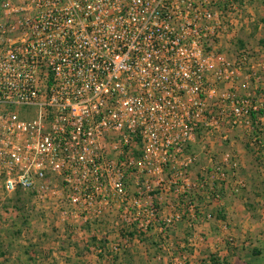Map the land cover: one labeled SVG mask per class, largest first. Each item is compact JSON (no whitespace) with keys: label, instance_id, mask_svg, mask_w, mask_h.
Here are the masks:
<instances>
[{"label":"built area","instance_id":"1","mask_svg":"<svg viewBox=\"0 0 264 264\" xmlns=\"http://www.w3.org/2000/svg\"><path fill=\"white\" fill-rule=\"evenodd\" d=\"M247 9L240 0H9L0 188L52 191L61 221L116 209L135 238L214 219L219 185L238 163L227 150L205 153L195 172L191 147L253 127L260 107L236 93L251 58L227 55Z\"/></svg>","mask_w":264,"mask_h":264},{"label":"rangeland","instance_id":"2","mask_svg":"<svg viewBox=\"0 0 264 264\" xmlns=\"http://www.w3.org/2000/svg\"><path fill=\"white\" fill-rule=\"evenodd\" d=\"M240 1L248 9L244 11V21H239L242 27L237 30L236 42L227 50V55L236 57L246 52L251 58L252 72L248 78L241 73L236 81V93L261 108L264 106V47L259 41L264 39L261 26L264 5L259 0ZM252 9L259 11L258 15L253 16ZM259 121L261 126L256 136L253 127L249 130L227 127L226 132L233 134L230 137L227 134L226 140H221L220 136L218 144L206 140L207 143L191 147L201 165L205 163V153L215 155L227 150L235 155L237 175L219 185L222 199L225 197L222 188L228 192L231 187L230 193L237 189L235 194H242L245 175L254 171L250 165L259 164L257 160L264 161L261 159L264 157V118ZM239 139L248 143L246 149L242 147L243 159L234 149L237 144L234 140H238L240 148L244 144ZM57 199L50 190L41 195L6 194L0 188V253H3L0 264H264L261 263L264 255H252L264 236L258 239L254 232L243 234L228 219L225 222L216 218L196 222L183 220L175 223L164 236L153 228L141 238H135L130 224L121 220L116 209L86 223L73 219L61 221L58 218L61 205ZM222 207L217 209L223 210ZM255 229L258 235H264V228ZM260 246L264 250V241Z\"/></svg>","mask_w":264,"mask_h":264},{"label":"crops","instance_id":"3","mask_svg":"<svg viewBox=\"0 0 264 264\" xmlns=\"http://www.w3.org/2000/svg\"><path fill=\"white\" fill-rule=\"evenodd\" d=\"M259 1L264 5V0H259ZM6 4L9 6V0H0V26H4L5 23L9 20V14H6V11H4ZM258 13L259 11L255 9L251 10V14H253V16L254 14L258 15ZM261 18H263L261 19V21L264 20V17L261 16ZM227 134L230 137V135H232L233 133L230 134V132H228ZM236 134L238 133H235V135ZM206 140L207 141L213 140L215 141V143L217 141L218 144L219 137L217 135H215V137L205 135L201 144L207 143ZM239 140L241 142L244 141L243 142L244 144H242L240 148L238 144L239 143L238 140H234L237 143L234 145V149L236 150L239 158L243 159V149L244 148L246 149L248 147V143L246 140H241V139ZM261 159L264 160V157H262ZM204 161L206 162V157ZM257 162L259 164L252 163V165H250L251 168L254 170L252 171L253 173L245 175L246 176L245 190L242 194L241 193H239V195L235 194L237 192V189L233 191L235 193H230V191L233 190V188L231 187L229 188L230 190H228V192L227 190H225V188L224 189L222 188V190H224L223 194H225V197H223L220 206H223L222 208L225 214V219L231 220V222L235 226H238L241 233L246 234V232H254L253 233L254 236H256L259 239L260 236L261 237L264 236L263 234L258 235V229H255L256 227H259L260 230L264 228V161L259 162V160H257ZM200 165L201 164H197L195 172L197 171V168ZM256 165H258V167ZM247 166L248 165H246V167ZM221 222H225V221H221ZM262 241H264V238L263 239L261 238L260 242H257L258 245H256L255 249H253L252 251L253 253L254 251H256L261 256L264 255V250L260 246ZM246 244L247 243H244L243 245ZM235 253L238 254L237 249L235 250ZM231 258L233 259L234 257ZM254 263L256 262H253V264ZM261 263H264V261L263 262L261 261Z\"/></svg>","mask_w":264,"mask_h":264},{"label":"trees","instance_id":"4","mask_svg":"<svg viewBox=\"0 0 264 264\" xmlns=\"http://www.w3.org/2000/svg\"><path fill=\"white\" fill-rule=\"evenodd\" d=\"M262 24V28H263V32H264V20L261 21ZM259 44L264 47V39L259 41ZM264 117V106H262L260 109H258L257 111H253L250 114V121L252 123L253 126V133L256 136V133L258 132V128L261 126L260 123V118ZM253 139V138H252ZM215 218L221 221H225V214L224 211L222 209H216L215 211ZM1 255H3V253H0ZM252 255L254 257L259 256V253H257L256 251H254V253H252ZM120 264V263H119Z\"/></svg>","mask_w":264,"mask_h":264}]
</instances>
